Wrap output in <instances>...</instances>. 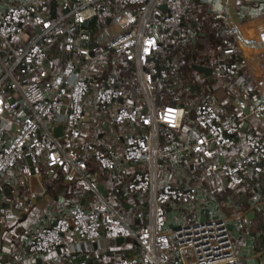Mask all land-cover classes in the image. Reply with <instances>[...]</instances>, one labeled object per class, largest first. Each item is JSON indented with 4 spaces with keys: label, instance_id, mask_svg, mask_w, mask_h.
Masks as SVG:
<instances>
[{
    "label": "built area",
    "instance_id": "built-area-1",
    "mask_svg": "<svg viewBox=\"0 0 264 264\" xmlns=\"http://www.w3.org/2000/svg\"><path fill=\"white\" fill-rule=\"evenodd\" d=\"M75 1L76 7L58 20L51 18L47 0L13 1L0 11V41L9 53L7 59H0V118L21 105L27 108V114L12 135L0 143V176L13 175L18 168L26 174L37 173L43 163L50 172H59L65 183L91 195L87 206L79 200L72 202L55 222L38 225L29 238L31 251L48 254L63 246L67 235L73 233L81 242L118 238L137 241L139 256L115 258L107 264H173L175 259L178 264H240L225 219L188 218L171 233L167 205L190 204L197 199L199 190L197 186L160 183L158 177L159 159L165 155L159 128L180 129L185 109L170 103L155 106L154 93L170 77L169 71L160 69L154 59L162 49L155 30L162 27L169 34H180L184 27L183 13L193 7L195 0H120L132 10L114 13L112 24L119 29L102 33L97 43L85 23L100 14L107 0ZM64 5L69 7L68 2ZM162 5H166L165 10ZM67 18L78 27L75 34L61 26V21ZM28 26H37L39 30L29 42L21 43ZM239 29L242 34L252 32L257 44L264 46V23L255 27L243 24ZM58 37H63L66 57L56 69L49 63V52ZM109 53L125 55L134 62L136 78L147 103L144 112L119 105L114 122L127 127L128 133L118 157L107 146L97 147L82 140L91 97L97 96L103 108L125 97L115 75L101 85L92 79L93 66ZM236 67L226 70L233 72ZM67 104L69 110L65 114ZM247 109V103L240 100L238 110L242 116L226 120L208 102L194 108L195 123L205 134L187 149L197 154L199 165H205L206 176L221 171L230 183L240 185L246 175L264 173V135L243 130ZM252 112L264 116V97L256 98ZM105 122L102 119L99 123ZM62 124H66L67 130L57 137L54 129ZM138 125L149 128L148 132L140 131ZM241 134L248 151L229 161L215 160L216 151L230 150L234 138ZM211 141L216 147L210 145ZM88 156L107 172L119 171L133 163L146 165L127 186L128 193L144 195L147 200V206L138 210V215L146 219L139 228H133L101 193L99 175L90 171Z\"/></svg>",
    "mask_w": 264,
    "mask_h": 264
},
{
    "label": "crops",
    "instance_id": "crops-1",
    "mask_svg": "<svg viewBox=\"0 0 264 264\" xmlns=\"http://www.w3.org/2000/svg\"><path fill=\"white\" fill-rule=\"evenodd\" d=\"M13 1L30 0H0V11ZM47 1L53 20L62 19L77 5L75 0ZM64 2H68L69 7ZM105 4L112 8L111 17L96 32L91 30L94 43L102 38V33H114L119 29L112 24L114 13L132 10L120 0H107ZM182 21L184 27L180 34H169L162 27L155 30L162 42L155 61L158 59L161 67H168L172 72L178 71L177 76L169 77L163 89L154 93L155 106L170 103L185 109L180 129L159 128V141L165 155L159 159L158 177L160 183L197 186L199 193L190 204L167 205L168 227L173 233L188 218L195 221L225 219L240 264H264V173L248 174L240 185H233L221 171L215 170L211 176H206L205 165H199L197 154L187 149L205 134V130L195 123L194 113V108L204 102L212 104L226 120H231L242 116L238 104L244 100L248 105V113L244 112L247 123L244 131L264 135V116L252 112L256 98L264 97V46L257 44L252 32L242 34L239 29L243 24L255 27L264 23V0H195L193 7L183 13ZM61 26L72 34L78 29L71 18L62 20ZM38 30L37 26H28L21 43L29 42ZM63 54V37H58L50 48L49 63L59 69L65 59ZM8 57V50L1 42L0 59ZM233 65L237 66L233 72L226 70ZM113 75L124 89L125 97L115 105L103 108L98 97L92 96L88 101L82 140L97 147L107 146L118 157L125 147L128 133L127 127H119L114 122L119 105L126 104L144 112L147 103L133 61L109 53L93 66L92 79L98 85L106 84ZM68 105H65V114ZM26 114L27 108L21 105L13 113L0 118V143L12 135ZM102 119L106 121L104 124L99 123ZM61 126L64 133L67 126ZM137 127L142 132L149 130L142 125ZM210 145L216 147L213 141ZM247 151L244 134H241L234 138L230 150L224 153L217 150L215 160L229 161ZM88 164L90 171L99 175L107 197L117 210L124 213L128 223L135 229L144 224L146 219L138 215V210L147 206L146 197L128 193L127 186L146 165L133 163L119 171L107 172L92 156H88ZM7 187L12 191L11 195L6 194ZM90 198L89 193L65 183L59 172H50L43 163L37 173L26 174L18 168L13 175H1L0 264H107L115 258L139 256L140 247L134 238L120 242L118 239H102L91 243L77 240L73 233L67 235L63 246L48 254L31 251L29 238L38 225L55 222L72 202L79 200L87 206ZM249 210L253 215H249ZM173 264H178L176 259Z\"/></svg>",
    "mask_w": 264,
    "mask_h": 264
},
{
    "label": "trees",
    "instance_id": "trees-1",
    "mask_svg": "<svg viewBox=\"0 0 264 264\" xmlns=\"http://www.w3.org/2000/svg\"><path fill=\"white\" fill-rule=\"evenodd\" d=\"M108 2H109V1H108ZM108 2H107V3H108ZM106 6H107V4H105V5L103 6V8H102L103 10L101 9L99 16H97V17L91 19V20L88 22L87 27H88L90 30H92L93 32H96V31L99 30L102 26H104V24L106 23V20H107L108 18L111 17L110 14L112 13V12H111V11H112V8H111V7H108V6H107V8H106ZM162 41H163V38H162ZM122 57H123L124 59L129 60L125 55H123ZM155 59H156V55H155ZM129 61H130V60H129ZM156 63H157V66H158L160 69H162V68L167 69V70L169 71V73H170V76H171V75H173V76H177V75H178V71H173V72H172V70H170L168 67H161L160 64H159V62H158V59H157ZM166 82H167V81L164 82V84H163V86H162L161 89H163L164 86L167 84ZM159 90H160V89H158L157 91H159ZM155 93H156V92H155ZM183 121H184V120H183ZM119 190L122 191L123 189L121 188V189H119ZM112 203H113V202H112ZM113 206H114V203H113ZM120 212H121V211H120ZM121 214L124 216L125 219H127L123 212H121ZM126 221H127V220H126ZM127 222H128V221H127Z\"/></svg>",
    "mask_w": 264,
    "mask_h": 264
},
{
    "label": "water",
    "instance_id": "water-1",
    "mask_svg": "<svg viewBox=\"0 0 264 264\" xmlns=\"http://www.w3.org/2000/svg\"><path fill=\"white\" fill-rule=\"evenodd\" d=\"M161 8L162 9H166V5H162L161 6ZM87 23H85V25H86ZM0 44H1V42H0ZM66 57V56H65ZM73 57V53H71L70 54V58H72ZM197 69L198 70H202V68L201 67H197ZM245 112L246 113H248V110H245ZM247 125V123L245 124V126ZM245 126H244V129L243 130H245ZM62 134H63V128H62V126H59V127H56L55 129H54V135L55 136H57V137H60V136H62ZM99 190L102 192V194L104 195V196H107V193H106V191H105V188H104V186L102 185V184H99ZM6 194L7 195H11L12 194V191L10 190V188L9 187H7L6 188ZM248 210V209H247ZM249 215H253V211H251V210H249ZM123 240V238H118V241L120 242V241H122Z\"/></svg>",
    "mask_w": 264,
    "mask_h": 264
}]
</instances>
